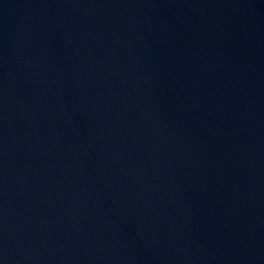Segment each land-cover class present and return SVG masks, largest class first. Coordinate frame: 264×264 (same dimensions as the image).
<instances>
[{
    "label": "water",
    "instance_id": "95a60500",
    "mask_svg": "<svg viewBox=\"0 0 264 264\" xmlns=\"http://www.w3.org/2000/svg\"><path fill=\"white\" fill-rule=\"evenodd\" d=\"M0 264H264V0H0Z\"/></svg>",
    "mask_w": 264,
    "mask_h": 264
}]
</instances>
